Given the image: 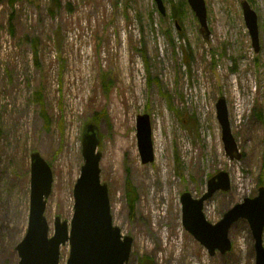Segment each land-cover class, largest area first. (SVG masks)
<instances>
[{
	"label": "rangeland",
	"instance_id": "obj_1",
	"mask_svg": "<svg viewBox=\"0 0 264 264\" xmlns=\"http://www.w3.org/2000/svg\"><path fill=\"white\" fill-rule=\"evenodd\" d=\"M242 1L205 0V37L187 0H162L164 15L155 0H0V264L18 261L31 152L53 171L49 235L55 216L70 226L82 130L95 117L112 221L133 238L127 264H255L246 219L230 228L231 249L211 256L183 227L180 204L183 191L199 197L209 178L225 171L230 189L204 205L216 223L264 187V0H245L257 15L258 52ZM176 7L179 27L171 19ZM220 96L239 159L225 155ZM143 113L151 122L148 163L137 147ZM126 180L135 188L132 205ZM68 252L66 243L60 264Z\"/></svg>",
	"mask_w": 264,
	"mask_h": 264
},
{
	"label": "water",
	"instance_id": "obj_2",
	"mask_svg": "<svg viewBox=\"0 0 264 264\" xmlns=\"http://www.w3.org/2000/svg\"><path fill=\"white\" fill-rule=\"evenodd\" d=\"M159 12L164 15L162 0H155ZM198 19L199 31L207 37V10L205 0H187ZM245 25L255 52L259 50L257 15L247 1L241 2ZM216 116L221 127L225 155L239 159L241 152L231 132L227 103L220 96L216 103ZM136 137L142 163L153 160L150 116L138 114ZM99 128L87 123L82 130L81 155L83 164L72 190L73 214L67 221L54 217L53 234L49 235V223L45 217L47 199L52 192L53 171L49 163L37 151L30 154V191L27 228L16 244L17 264H60V248L69 244L65 264H127L133 238L123 235L113 224L107 183L101 180V151ZM230 189L229 175L220 171L207 182L206 191L199 197L183 191L180 195L181 221L183 227L202 245L209 255L221 254L231 249L229 230L240 219L249 223L254 239L255 264H264V187L258 194L246 197L222 215L216 223L209 222L204 215V203L216 192ZM138 264H143L139 262Z\"/></svg>",
	"mask_w": 264,
	"mask_h": 264
},
{
	"label": "trees",
	"instance_id": "obj_3",
	"mask_svg": "<svg viewBox=\"0 0 264 264\" xmlns=\"http://www.w3.org/2000/svg\"><path fill=\"white\" fill-rule=\"evenodd\" d=\"M181 15H182V11L178 7L173 8V10L171 11V19L173 20L174 25L176 27H179V22H180V19H181ZM38 100H40V98ZM98 120L99 119L97 117H95V118H93V120H91V122L98 123ZM100 137H101V135H100ZM101 139H102V137H101ZM134 194H135V188L132 186V184H131V182L129 180H126V195L129 198V201H130L131 205H132V202H134L133 201ZM144 263L150 264L148 262V259Z\"/></svg>",
	"mask_w": 264,
	"mask_h": 264
}]
</instances>
